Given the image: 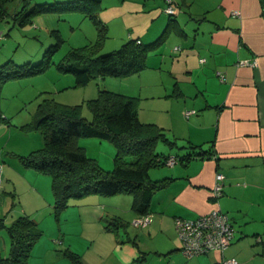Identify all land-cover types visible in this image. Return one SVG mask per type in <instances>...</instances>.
I'll use <instances>...</instances> for the list:
<instances>
[{
    "label": "crops",
    "instance_id": "crops-1",
    "mask_svg": "<svg viewBox=\"0 0 264 264\" xmlns=\"http://www.w3.org/2000/svg\"><path fill=\"white\" fill-rule=\"evenodd\" d=\"M195 1L171 0L176 5L174 14L187 13V24L196 25L191 34L175 18L173 24L166 25L167 36L174 33L185 38V46L173 48L168 55L160 48L164 39L156 48L159 50L148 54L145 69L126 77L110 76L108 80L118 85L121 90L118 92L139 97L140 121L155 123L166 130L176 145L169 147L162 143L165 149L161 147L160 151L177 160L153 171L151 177L155 180H171L153 194L150 221L139 226L142 230L133 238V247L121 246L122 237L117 234L118 240L109 241L104 248L100 246L98 253L92 252L91 245L83 247L85 251L79 254L83 264H101L110 254L112 260L107 264H135L151 253L162 264H222L224 258L231 257L237 264H264V0ZM19 5V0L14 7L10 4L9 12L15 13ZM99 18L109 26L110 22ZM132 36L130 33L126 39ZM136 38L142 43L145 40L140 35ZM148 38L149 42L153 40L151 35ZM242 61L246 63L241 64ZM189 110L193 112L186 116ZM11 127L16 126L9 120L0 123V222L4 226L12 219L7 217L9 212L2 213L9 205V196L15 195L6 186L18 192L19 188L24 189L30 201L32 197L34 203H41L39 206L44 200L50 202L48 193L44 196L39 189L44 181L41 173L23 166L17 158L25 154L17 147L28 146L31 151L33 143L11 142ZM90 141L79 137L77 144L86 151L85 144ZM190 145L202 154L187 162L179 160L190 151ZM96 160L105 168L112 166L108 157L102 162ZM217 171L223 175V187L221 196L213 199L211 190ZM117 195L121 193L89 194L78 201L88 203L94 214L100 211L99 217L107 218L109 224L117 222L124 226L122 200ZM39 206L28 209L22 204L13 214L31 217L43 209ZM215 207L225 212L232 223L231 243L222 252L212 250L204 255L185 256L174 219L194 218ZM128 216L139 217L134 211ZM31 218L38 227L39 217ZM4 226L0 228L6 229ZM58 242L64 244L65 239L62 237ZM8 250V233L6 236L0 232V253L6 254ZM48 250L57 254L52 245ZM60 255L66 258L61 251Z\"/></svg>",
    "mask_w": 264,
    "mask_h": 264
},
{
    "label": "trees",
    "instance_id": "trees-1",
    "mask_svg": "<svg viewBox=\"0 0 264 264\" xmlns=\"http://www.w3.org/2000/svg\"><path fill=\"white\" fill-rule=\"evenodd\" d=\"M12 2L14 0H0V21L12 16L14 23L25 25L31 23L34 16L45 12H77L93 21L98 35L96 43L73 47L56 63L59 71L72 73L79 85H84L95 77H126L145 69L148 54L162 43L168 33L167 27L175 21L174 18H169L163 33L151 42L142 43L138 38H129L119 48L102 54L98 50L102 38L107 35L108 27L98 16L103 9L101 0L32 4L30 0H19V9L13 14L8 8ZM167 14L172 15L174 12ZM51 34L56 41L44 51L39 62L15 64L9 60L3 63L0 84L46 70L53 54L63 42L58 29L51 30ZM85 106L90 112V119L82 115V104H63L51 99L40 103L33 122L20 127L25 130L38 126L43 128V146L27 154L17 155L19 161L23 166L50 177L56 213L67 206L70 198L89 194L106 196L127 193L132 196L131 209L139 216L150 217L153 194L166 187L171 180H155L150 177L149 170L165 165L169 158V155L157 150V145L161 142L172 147L176 142L167 136L163 127L140 121L137 96L100 89L95 97L85 101ZM6 121L0 112V123ZM79 137H96L111 142L116 149L113 168L104 169L95 158L88 156L85 149L77 144ZM189 148L190 151L179 160L187 162L202 154L194 151L195 147L192 145ZM0 226H4L2 222ZM119 226V223L112 222L107 229ZM4 227L9 236V250L5 256L0 253V264H28L31 248L40 235L35 223L28 215H20ZM62 253L74 264H83L79 255L73 251L66 249Z\"/></svg>",
    "mask_w": 264,
    "mask_h": 264
},
{
    "label": "rangeland",
    "instance_id": "rangeland-1",
    "mask_svg": "<svg viewBox=\"0 0 264 264\" xmlns=\"http://www.w3.org/2000/svg\"><path fill=\"white\" fill-rule=\"evenodd\" d=\"M36 1L52 2L54 0H33L32 3H36ZM199 1L196 0L195 3H199ZM15 3L16 0L11 3L12 7L15 6ZM166 3V0H101L103 9L98 14L110 23L106 37H103L104 39L102 38L101 40L99 53L104 54L119 48L127 40L126 38L130 37V33H133L132 38H136L137 35L143 36L145 39L143 43L149 42V35H151V39L155 40L163 33L169 18H175L189 34L193 33V27H196V25L191 24V22L187 24L188 14L183 13L184 15L182 14L181 16H178L177 13L168 15L164 11V7L167 6ZM172 6L176 7L175 4ZM18 9L19 6L16 8V11ZM32 19L31 23L25 25H19L18 22L14 23L11 16L0 21V71L1 65L9 60H12L15 64H23L25 62L37 63L42 60L44 51L56 41L55 37L51 34V30L53 29L60 31L63 42L53 54L51 63L46 70L30 76L9 79L0 84V112L6 116L7 121L9 120L11 125L16 126L10 128L12 130L11 142L14 140H24L33 143L32 147L38 149L44 143L43 128L38 126L25 130L20 126L33 122L40 103L42 104L45 100L51 99L63 104H82V115L90 119V112L85 106L87 99L95 97L98 90L104 89V85L109 86L111 91L118 92L121 90L117 88L118 85L115 83L108 82L111 78L110 76L103 77L105 79L95 77L84 85H79L76 84L75 76L72 73H63L56 68V63L61 61L69 49L96 43L98 36L97 29L91 19L83 17L77 12H45L34 16ZM163 40L164 43L160 48L161 50H166L168 55L173 48L179 47L180 49L182 46H185V38L174 33L169 36L166 35ZM178 52H175V54ZM175 54H171V57ZM87 138L91 140L90 143L85 144L87 145V155L99 159L101 162L105 161L107 157L110 158L112 161L111 167L105 168L99 165L107 170L112 169L116 153L114 145L107 140L96 137ZM27 147L19 146L17 148L19 152L27 154L30 151ZM161 147L164 148L160 142L157 145V150L160 151ZM162 168H166V165L150 169V177L154 170ZM39 176L44 179V181H41L42 184L39 189L44 192V196L48 193L51 203L47 204L44 200L43 204L39 206L41 203L38 201H36L37 204L34 203L32 197L30 201L24 189L19 188L18 192L6 186V190L10 192L14 191L15 195L12 196L8 193L10 195L9 205H6L7 208L2 213V215H6L9 212L7 217L12 220H8L6 224L8 225L18 216L13 213L15 209L19 210L22 204L27 208L29 206L28 209H33L35 206L43 208L33 214L35 217H39L37 218L39 226L37 227V223L35 225L36 231L40 235L31 248L28 264H57L61 260L63 261L60 264H74L68 257L65 258L60 255V251L65 252L66 249H69L79 255L82 251H85L83 247L91 245L92 252L98 253L100 246L104 248L105 244H108L109 241L118 240L117 234H120V237H122V240H120L122 241L120 243L121 246L133 247V238L142 229L135 227L132 224L135 218L132 219L128 216L130 213L133 214L131 209L132 196L130 194L121 193V195H117L122 200L120 202L121 210H123L121 216L122 221L126 222V225L123 226L122 224L116 229H107L109 225L108 220L107 218L105 220L99 217L100 211L94 214L95 211H93V208L91 209L88 203L78 201L87 198L88 195L80 198H70L67 206L56 213L53 207L50 177L43 173ZM153 177L151 178L154 179ZM0 232H4L7 236L6 229L0 228ZM128 235L131 237L130 240L128 239ZM56 237L57 240H55ZM62 237L65 239L64 244L58 242ZM68 243L69 246L67 245ZM49 245H52L56 249L57 254L53 252L54 250H48ZM111 260L110 254L109 259L101 264H107ZM97 261L96 263H98ZM142 261L135 264H162L161 259L152 253L146 255V259Z\"/></svg>",
    "mask_w": 264,
    "mask_h": 264
},
{
    "label": "built area",
    "instance_id": "built-area-1",
    "mask_svg": "<svg viewBox=\"0 0 264 264\" xmlns=\"http://www.w3.org/2000/svg\"><path fill=\"white\" fill-rule=\"evenodd\" d=\"M166 2L167 6L164 8V11L172 14L174 8L171 5V0H166ZM240 63L245 64L246 62L242 61ZM191 112L193 110L186 111L185 115L188 116ZM175 162L176 158L173 156L167 159V164H174ZM1 180L0 168V184ZM222 187L223 175L217 171L211 190V197L213 199H218L221 196ZM149 221V215H141L135 218L132 224L134 226H143ZM174 223L181 241V252L188 257L206 254L212 250H224L229 246L234 235V229L228 215L221 211L219 207H215L194 218L176 217ZM222 264H237V260L233 257L224 258Z\"/></svg>",
    "mask_w": 264,
    "mask_h": 264
}]
</instances>
